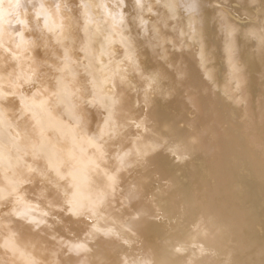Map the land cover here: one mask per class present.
I'll return each instance as SVG.
<instances>
[{"label":"clouds","instance_id":"1","mask_svg":"<svg viewBox=\"0 0 264 264\" xmlns=\"http://www.w3.org/2000/svg\"><path fill=\"white\" fill-rule=\"evenodd\" d=\"M229 2L0 0V264H213L210 224L199 244L154 230L153 181L189 158L178 100L219 93L247 119L259 65L264 106V0ZM22 201L73 227L45 240Z\"/></svg>","mask_w":264,"mask_h":264},{"label":"bare ground","instance_id":"2","mask_svg":"<svg viewBox=\"0 0 264 264\" xmlns=\"http://www.w3.org/2000/svg\"><path fill=\"white\" fill-rule=\"evenodd\" d=\"M236 4L237 0H230L225 7L241 18L245 10L251 11L247 0ZM253 72L247 119L219 93L202 97L195 108L183 99L176 102L170 115L177 126L183 125L181 138L188 145L189 158L184 163L162 158L153 181L161 194L157 205L161 219L154 222V230L167 234L184 226L187 242L199 244L205 239L195 225L210 224L214 243L202 259L213 264L264 260V150L260 147L264 106L257 102L262 92L256 75L259 65L253 66ZM21 206L45 240L66 236L64 229L73 227L74 222L62 213H50L31 202L22 201ZM9 244L14 246L15 240L10 238Z\"/></svg>","mask_w":264,"mask_h":264}]
</instances>
